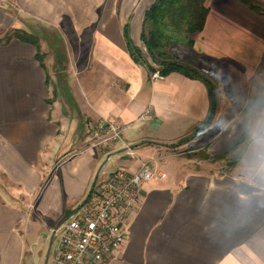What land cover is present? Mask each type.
Segmentation results:
<instances>
[{
    "label": "crops",
    "instance_id": "0c3cea01",
    "mask_svg": "<svg viewBox=\"0 0 264 264\" xmlns=\"http://www.w3.org/2000/svg\"><path fill=\"white\" fill-rule=\"evenodd\" d=\"M153 2L0 0V39L9 29L58 37L39 42L44 68L25 42L0 43V264H47L53 230L102 171L133 172L178 149L186 153L170 158L165 177L142 186L125 244L105 264H264V178L247 171L251 135L264 126V13L250 4L264 0H204L192 46L173 45L218 93L211 123L175 146L205 120L210 99L201 80L176 70L152 79L145 59L130 57L123 25L145 58L141 23ZM102 119L124 127L95 149L87 125Z\"/></svg>",
    "mask_w": 264,
    "mask_h": 264
},
{
    "label": "built area",
    "instance_id": "2783aa9c",
    "mask_svg": "<svg viewBox=\"0 0 264 264\" xmlns=\"http://www.w3.org/2000/svg\"><path fill=\"white\" fill-rule=\"evenodd\" d=\"M152 79H163L152 70ZM123 125L117 120L88 122L91 147L103 149L121 139ZM186 151L170 150L156 156L157 164L141 161L133 172L116 168L102 180L94 179L81 203L53 230L57 248L53 264H105L125 244L124 220L134 210L141 188L164 178V167L172 156Z\"/></svg>",
    "mask_w": 264,
    "mask_h": 264
},
{
    "label": "trees",
    "instance_id": "16d2710c",
    "mask_svg": "<svg viewBox=\"0 0 264 264\" xmlns=\"http://www.w3.org/2000/svg\"><path fill=\"white\" fill-rule=\"evenodd\" d=\"M242 1L248 3V0ZM250 5L254 9L261 10L264 13V8ZM206 14L207 8L204 5V0H154L145 11L142 19L140 40L146 48L147 55L161 65L159 72L166 75L176 70L188 77L197 78L206 85L209 94L210 106L205 120L192 132L180 138L175 144H170V146L188 141L196 133L208 126L213 119L216 109L217 89L214 83L200 69L177 60L169 50V46L172 44L192 46L193 36L203 28ZM122 34L126 49L133 61L144 63V56L141 50L133 45L129 37L127 23L123 25ZM11 38H16L33 45L36 48L35 57L39 61L40 66L44 68L42 62L43 54L39 51V41L35 34L14 29L11 33L1 38L0 43H6ZM239 143L240 141L236 142L233 149ZM223 157V155L216 157L206 156V158L214 160ZM234 163L235 160L231 162V165Z\"/></svg>",
    "mask_w": 264,
    "mask_h": 264
},
{
    "label": "clouds",
    "instance_id": "9594fccd",
    "mask_svg": "<svg viewBox=\"0 0 264 264\" xmlns=\"http://www.w3.org/2000/svg\"><path fill=\"white\" fill-rule=\"evenodd\" d=\"M239 75L243 76L245 70L242 68ZM225 100L231 101L233 97L226 92ZM252 146L247 157V171L250 175L264 178V126L257 128L251 135Z\"/></svg>",
    "mask_w": 264,
    "mask_h": 264
},
{
    "label": "rangeland",
    "instance_id": "374dc122",
    "mask_svg": "<svg viewBox=\"0 0 264 264\" xmlns=\"http://www.w3.org/2000/svg\"><path fill=\"white\" fill-rule=\"evenodd\" d=\"M4 23V20H3V18H0V24H3ZM39 30V28L37 29L36 28V31H38ZM43 31H44V37L41 39V37L39 36V35H41V34H37V32H33L32 34H35L37 37H38V41L39 42H43L44 41V43L46 44V43H48V42H51V41H53V40H55V41H57V39H58V37H57V33H56V31L53 29V28H44L43 29ZM12 32V30H8L7 32H2L1 33V38H3L6 34H9V33H11ZM23 44H25V46H32L33 48H34V52H36V48L33 46V45H31V44H29V43H23ZM24 48H26V47H24ZM173 48V44L172 45H170L169 46V50H171ZM29 50L30 49H27L26 51H23L22 52V54H23V56H21L22 57V59L23 60H29V55H30V52H29ZM40 52H41V49L39 50ZM171 52V51H170ZM25 65V64H24ZM218 94V93H217ZM238 141H240V143H239V145L242 143V141L243 140H238ZM237 141V142H238ZM236 147V146H235ZM236 149V148H235ZM238 153H234V154H232V157H230V158H234V156L235 155H237ZM195 155H197L198 157H200V159H203V160H205L204 158H203V156H202V153L201 152H197V153H195ZM212 162V161H211ZM219 164H220V166L222 167V169L223 168H225L227 165H228V163H227V161H219ZM220 168V167H219ZM115 170V169H114ZM113 171V170H112ZM102 173H103V171L100 173V176L98 177V179L99 180H102V178H100V177H102L101 175H102ZM103 178H105V177H103ZM58 237L59 236H55V239H54V245H56L57 244V240H58ZM56 248H57V246H56ZM56 248H52L53 250L52 251H50V253H49V255H48V258H47V264H53V260H54V257H55V251H56ZM26 256H28V253H27V255ZM40 261H41V264H43V259H39V261L37 260V262H39L40 263ZM22 264H29V260H28V258L27 257H25L24 258V260H23V263Z\"/></svg>",
    "mask_w": 264,
    "mask_h": 264
},
{
    "label": "water",
    "instance_id": "95a60500",
    "mask_svg": "<svg viewBox=\"0 0 264 264\" xmlns=\"http://www.w3.org/2000/svg\"><path fill=\"white\" fill-rule=\"evenodd\" d=\"M145 62L146 64L152 69V70H160L161 69V65H159L156 61H154L149 55L145 56ZM134 145H130L128 146L129 148H132ZM125 148H123L122 150H124ZM54 233V232H53ZM54 234L51 236V241L53 238ZM50 241V242H51Z\"/></svg>",
    "mask_w": 264,
    "mask_h": 264
}]
</instances>
